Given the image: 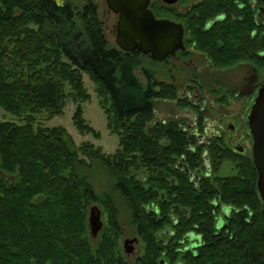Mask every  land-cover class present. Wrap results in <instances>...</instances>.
Wrapping results in <instances>:
<instances>
[{
    "label": "trees",
    "instance_id": "obj_1",
    "mask_svg": "<svg viewBox=\"0 0 264 264\" xmlns=\"http://www.w3.org/2000/svg\"><path fill=\"white\" fill-rule=\"evenodd\" d=\"M203 3L185 24L189 44L219 67L259 58L252 54L259 39L253 45L241 40V54L232 33L225 48L218 46L217 31L206 39ZM92 7L0 0V108L22 119L0 122V264H126L112 193L126 201L142 244L135 264H264L256 168L245 162L237 176L201 178L197 185L174 170L184 156L190 166L197 158L186 151L188 137L172 121L152 123L154 103L187 104L177 99L174 84L158 83L149 71L141 83L135 70L142 59L108 45ZM84 72L97 84L108 129L119 137L114 155L92 144L76 147L61 127L35 124L36 114L59 116L71 99L75 128L94 134L78 104L88 99ZM92 162L112 178L110 195L95 194L85 173ZM93 202L109 215L96 239L87 222ZM223 205L231 211L217 228ZM190 233L200 236L191 249L185 241Z\"/></svg>",
    "mask_w": 264,
    "mask_h": 264
},
{
    "label": "flooded vegetation",
    "instance_id": "obj_2",
    "mask_svg": "<svg viewBox=\"0 0 264 264\" xmlns=\"http://www.w3.org/2000/svg\"><path fill=\"white\" fill-rule=\"evenodd\" d=\"M200 1L204 2L203 5L209 15L203 21L202 27L206 39H209L217 31L219 33L218 46L225 48L224 40L232 33L236 54H241L239 51L241 40L253 41V45L254 41L259 39L261 40L259 50L252 51V54H257L259 58H239L230 66L219 67L207 54L197 51L193 45L189 44L185 24L193 17L195 8ZM65 3L63 0L62 6ZM88 3L93 6L94 14L109 45L107 40L109 34L114 33L115 41L118 14L109 10L104 0L107 8L105 14L107 12V14L113 15L111 29L108 30L105 21H102L99 15L98 0H88L86 4ZM85 5L81 8L74 7L81 10ZM214 5L215 7H213ZM148 10L153 13L155 18L170 20L180 24L183 28V50H177L175 55L160 62L163 63L165 69L167 68L161 74L169 81L156 80L153 74L155 81L174 84L177 91L179 90L178 85L184 87L181 94L179 91L177 92V99L186 103L187 106L180 108L177 101H172V105L181 114L179 118L157 121L162 124L172 121L180 131L184 132L188 137L186 151L191 157L197 158L194 166H190L184 156L174 164V170L186 174L190 182L195 185L201 178L237 176L240 165L245 162L253 164V138L249 117L258 92L264 87V0H175L171 4H167L165 0H149ZM160 12L166 13L161 16ZM241 33L245 36L243 39ZM110 47L122 51L116 43L115 46ZM122 52L131 56L136 55L139 59L152 60L149 55H142L137 50ZM139 68L146 81L145 71L147 70L143 67V63L136 68L135 74ZM178 77H181L185 83L177 84ZM158 100L168 101L166 99L155 101ZM154 113L155 110L153 115H155ZM224 161L234 165L237 171L235 175L226 177L217 175V171ZM222 207L227 206L223 205ZM227 216L225 215L224 218ZM223 224L224 222L218 227L216 217V227L221 228ZM190 235L197 238L192 240ZM185 241L188 248L191 249L200 242V236L190 233L186 236Z\"/></svg>",
    "mask_w": 264,
    "mask_h": 264
},
{
    "label": "rangeland",
    "instance_id": "obj_3",
    "mask_svg": "<svg viewBox=\"0 0 264 264\" xmlns=\"http://www.w3.org/2000/svg\"><path fill=\"white\" fill-rule=\"evenodd\" d=\"M88 0H64L66 3H71L73 6L81 8L83 5L87 3ZM99 4V15L102 21L106 23V29H111V24L113 22V15L111 13L105 14L106 5L104 0H98ZM107 40L110 46H115L114 41V33H111L107 36ZM143 67L154 74L156 80H165L169 81L167 78H164L161 73H164L166 69L163 66V63L155 62L153 60L144 58L142 59ZM199 64L198 61H196ZM195 63V64H196ZM196 64V65H197ZM164 68V69H163ZM136 75L138 76L141 83L145 84V78L143 77L140 68L136 71ZM234 78V77H233ZM83 86L86 94L88 95V99L84 102H79L83 110V119L85 123L90 126L94 134L98 135V138L92 133H81L78 131L73 122L72 115L76 108V103H74L71 99H67L65 102V106L63 108L62 114L59 116H49L46 112H41L36 114L35 124L37 126L42 127H61L66 130V132L71 136L76 147H79L83 144H92L94 147H100L101 150L107 155H114L118 149L119 137L117 134L112 133L107 127V119L106 115L103 112L100 101L101 97L99 96V92L97 90V84L94 80L88 75V73H82ZM181 77H178L177 84H184ZM178 91L181 94L183 90L182 85H178ZM68 91V87H66V92ZM167 100V99H166ZM172 101H155L154 110L155 115L152 117V123L161 121L162 119L170 120V119H178L181 114L177 111L176 107L172 105ZM0 122H11L16 124H21L22 119L17 117L9 112L4 111L0 108ZM82 157V156H80ZM88 163V162H87ZM90 179L91 185L95 194L100 196L101 194H109L111 192V188L113 185V180L110 177L107 169L98 162H92L90 167L85 172ZM237 173L236 168L231 162L224 161L219 170L217 171V175L221 177L232 176ZM110 195V194H109ZM111 198L113 200V206L117 211L118 218V226L121 230L120 237V247L123 255V242L126 239L137 238L138 243L135 245L134 253L131 256H128L126 259V264H135L134 259L140 255L142 251V244L139 238L135 234V229L131 225L130 220V212L128 205L124 198H122L118 193H112ZM97 206L101 213V221L103 223V227L107 224L109 215L107 211H104L98 203H91L90 206ZM89 206V207H90ZM89 210V208H88ZM230 212L229 207H222L217 216V226H221L224 222V216L228 215ZM103 229V228H102ZM191 239H196L194 235Z\"/></svg>",
    "mask_w": 264,
    "mask_h": 264
},
{
    "label": "water",
    "instance_id": "obj_4",
    "mask_svg": "<svg viewBox=\"0 0 264 264\" xmlns=\"http://www.w3.org/2000/svg\"><path fill=\"white\" fill-rule=\"evenodd\" d=\"M61 7L63 0H50ZM109 10L118 14L115 43L124 52L139 51L162 62L177 50H183V28L167 19H157L148 10L149 0H105ZM167 4L175 0H165ZM253 138L252 157L257 170V191L264 208V87L258 92L249 117ZM101 213L93 205L88 210V229L92 239L97 238L103 228ZM138 239H126L123 251L126 256L134 253Z\"/></svg>",
    "mask_w": 264,
    "mask_h": 264
}]
</instances>
